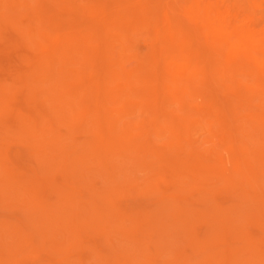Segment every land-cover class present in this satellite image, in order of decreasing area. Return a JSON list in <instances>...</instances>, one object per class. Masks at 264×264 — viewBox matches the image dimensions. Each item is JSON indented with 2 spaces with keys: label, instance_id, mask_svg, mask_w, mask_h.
<instances>
[{
  "label": "bare ground",
  "instance_id": "bare-ground-1",
  "mask_svg": "<svg viewBox=\"0 0 264 264\" xmlns=\"http://www.w3.org/2000/svg\"><path fill=\"white\" fill-rule=\"evenodd\" d=\"M263 4L264 0H0V27L8 24L11 26L9 29L14 28L15 33L18 31L19 34H23L26 39L25 46L30 48L33 53L30 57L21 58L28 63V69L25 72H21L18 76L14 72L17 76L16 81L22 84L23 93H21L25 94L26 101L31 104L30 112L20 113L17 110L18 113L15 116L17 117V114H20V116L17 118L13 117L14 121L12 122L15 123L12 124L16 126V129L18 128L17 131L14 128V130H10L7 127L2 130V128L6 125V118L9 119L6 114L12 108L11 96L16 93L17 89L19 90L18 87H21V84L19 83V86L18 84L14 85L16 83L6 84L7 82L11 83L12 80L10 79L12 78L9 81L7 80V82L4 80V84L3 82H1L2 84L0 83V194L4 193L8 196V199L10 197L11 200L17 201V204L29 210L30 219H34L32 221L33 224L31 223L32 227L28 228L19 227L18 225L11 227L10 225L12 224L9 225L8 223L9 226H5L6 223H3V228L6 227L8 232H4V229L1 228L8 235L6 234V238L0 235L4 240L2 241L1 239L0 241L5 243V239L7 241L9 235L12 239V241L10 239V245L8 246L7 244L8 249H5L8 261L11 264H14V260L11 259L12 255L9 257L11 251L13 250V254L14 251L20 248L24 249L26 246L24 241L27 238L29 239L34 232H37V235L39 234L38 237L40 239L38 240L40 242H38L41 243L40 246H43L48 241L54 243L49 245H52L54 250V253L50 252V254H56L57 256L56 263L75 264L72 263L74 258L70 257L73 258L71 260L68 257V253L66 255L65 252L69 251L70 254V248L75 249L78 242V245H81L80 240L82 241V237H87L85 233L88 232L89 234V232L93 231L99 235L102 234L109 242L112 236L109 235L111 233L115 234L112 232L115 229L120 232L122 239L127 241L131 239V242H133L132 246L129 245L130 247L126 245L132 257H136L138 261L142 262L141 264H154L152 251L146 246L153 235V231L150 230L151 228L144 226L142 224L143 220H141L148 218L142 217L140 224L128 223V219L134 218L122 209L116 199L117 195L131 184H129L130 177L126 175L128 172L123 170L125 167L127 168L128 163H131L129 168L133 165L130 169L134 168L133 171L138 170L139 167L142 169L144 165L148 168H154L156 173L154 169H150L151 172H154L157 176L159 174L160 179H163L165 183L174 175L180 176L178 183L181 182V177L183 179L184 177L186 178V185L184 184L180 191L182 194L164 193L163 195L160 194V199V195H156V198L159 196L158 199L161 202L162 200H169V203H171L169 205L171 212L168 211L170 217L168 218L169 215H165L167 219L173 220L174 225H171L176 228L177 226L175 225L182 226L176 230L178 234L175 236L182 235L183 241L182 238L180 241L184 245L179 242L180 247L174 249L177 250V252L175 251L177 255L175 254L174 259L171 260L172 264H174V261L175 264H212L213 257L208 255L209 248L207 245H210L211 249L214 248L219 253V246L222 242L226 243L227 237L230 235L234 239L244 241L241 246L245 244V246L234 252L232 250L233 253H231L235 257L232 256L234 263L232 261L230 264H253L254 262L255 264H264L262 248L261 251L258 243L250 233H244L245 228L242 227L244 224H241V222L245 223L249 219H264V138L262 141H260L261 139L257 140L259 133L263 134L264 132V110L263 112L257 111V114L245 113L246 115L248 114L245 116L249 123V133L240 129L242 123L239 119L240 117L236 114L238 111H235L236 108L243 107L239 106V103L243 102L241 97L243 89L241 90V88L244 86L239 87L243 79L240 78V81L238 78L243 77V75L239 73L241 76H236L238 79L233 76L238 74L235 70H237L238 66L239 69L241 66L243 67V63L250 62L255 63L256 66L259 65L262 69L256 74L253 73L254 76L252 74L249 75L255 78L258 85L257 89H255L256 92L261 90L264 93V10L262 8V10L258 9ZM0 32V36L3 37L2 31ZM125 57H129V59L131 57L133 62L131 63ZM124 58L127 59L126 66H123L125 65L123 63ZM135 61L137 66L134 64ZM128 62L129 64H127ZM87 63L93 66L90 71L87 70ZM129 65L135 68L129 67ZM257 67H254V69L256 70ZM246 68L248 67L246 66ZM183 70L187 73L182 77ZM229 70L234 73L227 78L226 75L230 73L227 72ZM187 74L188 76L185 79L184 77ZM221 74L226 79H231V84H222ZM222 79L224 82V77ZM117 81L119 82L117 83ZM181 82L182 84L179 86ZM227 82L225 81V83ZM245 84L247 83L245 82ZM177 85L178 90H176ZM219 85H222L223 88L225 87L227 92L234 94V96L231 93L228 94L229 97L226 99L224 97L225 101L229 100L231 96V101L235 96L241 97L238 107H236V102L233 100L234 105H236L235 109L230 101L232 104V108L231 104H229L230 112L232 109L235 110L231 113L233 115H229L226 111L227 109H225L226 104L225 106L222 104L225 101L221 96H227V94L222 93V89L220 91L222 95H218ZM182 86H186V89H184L186 93L191 94L194 92L196 95L200 94L193 97V93V99L191 98V100H198L196 97H200L199 100L201 102V98H204L206 105L205 103L202 104L201 110H197L198 106L197 108L195 106L197 112H200L198 114L197 112L193 113L194 110H190L191 108L187 110L185 107V100L184 104H181L182 107H178L180 105L178 103L183 100V97L181 100L176 97L179 101L173 100L174 102L178 101V111L181 108L182 114L185 112L184 118H186V122L187 120L188 122H194L195 119L193 120V118L195 116L193 117L192 115L197 116L195 121L197 123L194 122L193 127L195 126L194 124L198 125L199 114L201 119H198L200 120L199 122L203 120V116L204 119L206 117L207 120L206 124L204 121V126L206 127L207 123H209L208 129L206 127L208 130H206V133H208V138H206L208 141L209 139L213 141V138L218 137L219 141L216 143L218 148L215 149L212 146V149L201 148V150L195 147L196 145L192 142L195 139L191 140L189 137L192 131H190L191 133L189 132L190 135L188 134V137L184 138L182 133L184 125L183 123L179 125L180 123L176 122L177 119L167 118L164 120L162 129H158V125L157 127L155 126L156 128L153 126V123H156L157 119L159 120L166 97L169 96L170 98V95L174 97L177 94L176 92H183L179 89ZM259 86L263 88H258ZM229 88L231 91H229ZM254 88L250 89L251 92H255ZM244 89L247 88L245 87ZM183 93L185 94V92ZM216 94L218 97H216ZM244 94V99H247L246 91ZM134 96H139V101ZM185 96L187 94L184 95V98ZM131 97L133 98L131 99ZM251 97L247 99L249 102L254 99ZM260 97H263L262 93ZM219 98L221 99L220 101L223 100L224 102L220 103ZM133 99L137 100L138 103L143 101V103L140 102L144 104L142 107L139 103L142 112L156 113L157 116L151 120V123L149 119L148 122L143 118L135 123L134 118L136 117H131V111L134 107L138 108V104H133ZM255 100H257L256 97ZM258 101H252V103L254 102L256 105ZM190 102V105L194 103ZM244 103L246 106L245 101ZM131 105L135 106L130 107ZM173 105L176 106L174 103ZM26 106L28 105L26 104ZM256 108L258 110V106ZM261 108L264 109V106ZM241 110L243 111V109ZM241 110H239V113L242 112ZM158 114H160L159 117ZM230 116L238 117L236 119L232 117L234 121L239 122L240 120L238 127L232 124ZM149 117L151 116L149 115ZM241 119L243 120L244 117L242 116ZM181 121L183 122V120ZM168 122L169 124L167 125L166 123ZM136 124L139 125L137 131L135 130ZM188 124L191 123H187V126ZM201 126L199 125L198 127L200 128ZM190 127L192 126L190 125ZM198 127L195 126V129ZM63 128L66 131H62ZM189 128L188 130H191ZM79 132H89L93 137L90 138L86 135L83 136L85 140H82L81 136V140H79L80 138L76 136L79 135ZM166 132L168 133L166 134ZM168 134L169 137H167ZM163 136H166L167 141L158 145L159 143H156V139H160L159 137ZM16 137L17 139L18 137L20 138L19 141L27 139L33 146L31 148L34 149V152L32 151L33 149L31 152L33 156L34 153L36 155L34 159L38 165L36 163L35 165L39 169L32 168L29 164L30 168H32H29L31 174L20 173L19 170L17 172V169L14 171L4 161L7 154L4 141L8 138L15 139ZM201 139V142L205 141L202 137ZM248 141H252L250 143L253 144V147ZM58 147L61 150L64 149V153L60 154ZM209 159L210 161H208ZM49 161L51 163H47ZM228 162H230L228 165L224 164ZM233 164L234 169L232 172L230 169V173L224 170ZM28 166L26 167L25 165L26 168ZM136 167L138 168L136 169ZM58 170L61 173V177H59L61 180L57 179V176L55 178L54 175V172ZM145 170L149 169L145 168ZM91 173L102 176L101 179L104 180L106 189L101 190L104 187L100 188V186L98 188L97 182L94 181L96 179L95 176L94 180L92 179L93 181L91 178L88 179L91 177ZM136 173L135 175H137ZM85 174L90 176L85 177ZM231 174H237V177L234 178L235 175L232 177ZM76 175L82 177L83 181ZM170 176L172 177L170 178ZM176 176H174L175 180H177ZM157 178L159 179V177ZM56 179L60 181L56 182ZM150 179L148 183H150ZM141 180L143 181L144 179L141 178ZM174 181L171 182L173 186L177 183V181L176 183ZM157 184L153 183L152 186L160 190V185ZM209 185L211 186L209 187ZM224 189H228L233 193L236 192L233 198L239 197L236 202H231V205H228V201L225 200L227 202L226 205H228L226 207L222 205L223 199H221L222 202L220 201L222 204L215 200L218 194L222 197L221 192ZM47 190H51L53 194H56L57 198L55 197V201L50 202L52 199L48 198L50 196L52 198L54 195H50L51 192ZM153 190L155 192L156 188ZM42 191L48 192L49 197L47 198V193L45 194ZM193 191L201 192L202 197H205L204 200L206 199L208 203L206 209H192L191 206H183L185 203L181 204V202L187 201L189 196L192 201ZM186 203L189 205L188 201ZM145 205L142 206L145 208ZM197 207L199 206L197 205ZM199 219L209 220L210 222L209 228L207 227L208 234L211 237L210 242L204 243L205 241L199 242L195 240L196 235H194L195 230L193 231V229H195V222ZM223 219H233L231 221L233 223L228 221L230 222L229 225L231 224L228 226ZM87 220L92 221L88 224ZM244 220L246 221L243 222ZM159 221L162 223V217ZM200 221L202 222V220ZM46 223H50L51 229L53 227L59 230L60 233L57 232L59 233L57 235L55 233L57 230L52 232L53 230L45 229L43 226ZM2 229L0 234L3 233ZM142 229L143 234L140 235V238H136L139 235L138 231L140 230L141 234ZM180 229H182V232ZM93 232L89 235H92ZM204 234L208 235L207 233ZM206 236L205 239H208L209 237L207 238ZM172 240L169 241L172 242ZM175 240H173V243ZM162 241L164 240L162 239ZM23 243L25 244L24 246ZM48 243L46 244L47 246ZM12 244L16 245V247H13ZM169 244L171 245V243ZM65 245L69 248L66 249V247L64 249L63 246ZM161 245L158 246L161 247ZM224 245L226 246V244ZM28 246L27 249H32L31 253H33V250H38L36 246ZM84 246L82 245V247ZM92 246L91 250L93 248V252H90L91 250L89 252L95 254V249H98L95 246L98 245ZM167 247L163 246L164 250ZM4 248V246L0 247L3 252H5ZM163 248H159L161 249L160 251ZM27 249L24 250L27 252ZM81 249L80 247V252H82ZM187 249H191L192 252H198V256L201 255V258L198 257L197 259L198 263H189L187 260L189 258L186 253ZM174 250L170 252L172 253L171 256H174ZM211 252L209 251L210 254ZM28 253H25V256ZM40 253L42 254L43 252ZM220 253L219 255L223 252ZM18 254L20 256L19 251ZM13 255L17 256V253ZM72 255L76 256V254ZM99 255L102 256V259L103 257L105 258V255L98 253L95 260L96 258L100 259L98 258L100 257ZM78 257L76 256V258ZM38 258L41 257L39 256ZM214 258L218 259L215 256ZM2 260H4L3 257ZM112 260L114 261V258ZM134 260L137 262L136 259ZM8 261L6 260L4 264ZM79 261L82 263L80 259ZM218 261L221 262L219 259ZM19 262L17 261L15 264ZM98 262L95 264H98Z\"/></svg>",
  "mask_w": 264,
  "mask_h": 264
},
{
  "label": "rangeland",
  "instance_id": "rangeland-1",
  "mask_svg": "<svg viewBox=\"0 0 264 264\" xmlns=\"http://www.w3.org/2000/svg\"><path fill=\"white\" fill-rule=\"evenodd\" d=\"M115 1V0H114ZM116 1H120V0H116ZM114 3V2H113ZM115 4V3H114ZM116 4H118V3H116ZM264 5V4H263ZM263 5H261L260 7H258V9H260V10H264V6ZM259 6V5H258ZM262 8V9H261ZM199 25H201V24H199ZM203 25V24H202ZM4 26H5V28H4ZM203 27V26H202ZM6 28H8V29H6ZM9 28H11V26L10 25H8V24H4L3 26L1 25V27H0V31H2V35H3V37H1L0 36V83L1 82H3L4 80H5V82H7V80L9 81V79L10 78H12V79H10V80H12L11 81V83L10 82H7L6 84H12V83H16V84H14V85H17L18 84V86H19V83L21 84V82H17L16 81V77L21 73V72H25L27 69H28V63L25 61V60H23V59H21V58H23V57H25V56H27V57H30V55L32 56L33 55V53H32V50L30 49V48H27L25 45H26V39H25V37H24V35L23 34H19L18 33V31H16V33H15V29L14 28H12V29H9ZM19 35H18V34ZM0 34H1V32H0ZM23 35V36H22ZM22 37H23V39H22ZM19 38V39H18ZM19 41H20V43H19ZM25 41V42H24ZM22 44V45H21ZM13 45V46H12ZM19 45V46H18ZM3 57V58H2ZM125 58H127V57H125ZM124 58V59H125ZM123 59V63L125 64L126 62H127V59L129 60V61H131V57H130V59H129V57L127 58V59H125L124 60ZM132 59H134V58H132ZM125 61V62H124ZM133 61H131V63H132ZM175 63H176V61H174ZM173 62V63H174ZM244 62H246V61H244ZM130 63V64H131ZM174 63V64H175ZM89 64V65H88ZM127 64H129V62L127 63ZM135 65L137 64L136 63V61H135V63H134ZM134 64H132L133 66H135ZM244 64V65H243ZM241 63V65H243V67L241 66L240 67V69H239V66H238V68H237V70H235V72H237L238 74L240 73L241 75H243V77L239 74H236V75H233V73H231V71L229 70V71H227L228 73H226V74H228V75H226V77L227 78H229V76L231 77L232 75L234 76V77H236V76H241V77H238L239 79L241 78V79H243V80H245V81H243L242 80V82H240L241 84L242 83H244V84H240L239 85V87L241 86V87H243V88H241V90L243 89V91H242V95H241V97H242V103H239V100H240V102H241V97H238V96H235L234 97V101L236 102V105H234V102H233V100L231 101L230 100V98L232 97H230L229 98V100L227 99V101H229V102H227V101H225V99L227 98V97H229L228 96V94H230L231 93V95H233L234 96V94H232V92H227V89H226V91H225V89L222 87V85H219V93H218V95L220 96V95H222V94H220L221 92V90H222V93H225V94H227V96H221V98H223V100L226 102H224L223 100L222 101H220L221 99L219 98V101H220V103H222V102H224V103H222L224 106H225V104H226V106H225V109H227L226 111L229 113V115H233V114H231L233 111H235V110H231V112H230V109H229V107L231 106V108H232V104H233V107H234V109L236 108V107H238V103H239V106H243L242 108L240 107H238V108H236V111L235 112H237L236 114H238L237 116H239L240 118V120H241V125L243 126H239L240 127V129H242V131L243 130H245L244 132H246V133H249V123L247 122V118H246V116L248 115V114H250V113H255V114H257L258 112H259V110L261 111V112H263V108H261L262 106H264V100H262L261 101V99H264L263 97H264V93L263 92H261V90H257V92H256V90L255 89H257V84H256V81H255V78L254 77H252V76H254L253 75V73H255L256 74V72H259L262 68L259 66V65H257V66H259V67H257L256 66V64L255 63H250V62H248V63ZM254 65V67H257V69L255 70L254 69V67L252 68V66ZM87 70L88 71H90L92 68H93V66L90 64V63H87ZM123 66H126V64L125 65H123ZM131 65H129V67H130ZM133 66H131L132 68H135V67H133ZM137 66V65H136ZM246 66L249 68H246ZM251 66V67H250ZM91 67V68H90ZM129 67H127V68H129ZM245 67V68H244ZM131 68V69H132ZM244 69L243 71H242V69ZM21 69V70H20ZM24 69V70H23ZM126 69V68H125ZM245 69H247V70H245ZM255 70V72H254V70ZM130 70V69H129ZM241 70V71H240ZM250 70H252L251 72H250ZM14 72H15V74L17 75H15L14 74ZM19 72V73H18ZM183 74H182V77H183V75L184 74H186L185 72H184V70H183V72H182ZM232 74V75H231ZM249 74H252V76H250ZM12 75H15V76H12ZM224 75H225V73H224ZM223 74H221L220 75V77H224V79H225V81L227 82V83H225V81L223 82V79L222 78H220L221 80H222V84H224V85H229V84H231V82H232V80L230 81L229 79H226V77L224 76ZM245 75V76H244ZM249 75V76H248ZM187 76H188V74L187 75H185V79L187 78ZM182 77H181V79H182ZM14 78V79H13ZM219 78V77H218ZM237 78V77H236ZM237 78V79H238ZM245 78H247V79H245ZM251 78H252V80H251ZM241 79H240V81H241ZM184 80V79H183ZM254 81V82H253ZM5 82H3V84L5 83ZM119 81H117V83H118ZM184 82V81H183ZM245 82L247 83V84H245ZM229 83V84H228ZM254 85H253V84ZM2 84V83H1ZM113 84V83H112ZM180 84V85H179ZM178 85L179 86H181V84H182V82L181 83H179ZM256 84V85H255ZM114 85V84H113ZM178 85H177V87H176V90H178L177 88H178ZM248 85V86H247ZM252 85V86H251ZM21 87H18L19 88V90L17 89V91H16V93L14 94V95H12L11 97H12V110L10 109V110H8V112H7V117H9V119L8 118H6V125L5 126H3L4 128H2V130L3 129H5V127H7V128H9L10 130H14L15 129V131H17V129H16V126H14L13 124L15 123H13L12 121H14V118L16 117L15 115H16V113H18V111L20 112V113H26V112H30V105L31 104H29V102L28 101H26V99H25V94H22L23 92H22V84L20 85ZM183 87V86H182ZM179 88V89H181V91H183V92H185V94H187V96H185V98H187V99H185L184 98V93L183 92H176L177 94V96L176 95H174V97L172 96V95H170V98H169V96H167L166 97V100H165V105H163L162 106V110H161V112L162 113H160V114H158V117H159V115H160V117H161V119H160V117H159V120L157 119V121H156V123H153V126L155 127H157V125H158V129L159 128H163V126H164V120H166L167 118H174V119H177L176 120V122L179 124V125H181V123H183V128H182V133H183V137L185 138V137H188L189 135H190V131H192V133H191V136H189L190 138H191V140H194V141H192L193 143H194V145H196L195 147H197V148H199V149H212V148H218V146L216 145V143H217V141H219V139H218V137L217 138H213V141H212V139H209V141L207 140V135H208V133H206L208 130V125H209V123H207V125H206V127H207V129H206V127L204 126V121H205V124H206V117H205V119H204V116L202 115V113H201V115L203 116V122L201 121V122H199L201 119L199 118V116H200V114H199V116H198V119H200V120H198L197 119V121H198V125H196V124H194L196 127H198L199 125H202L199 129L201 130V132H200V130L198 129V128H196L195 129V126L193 127V123L196 121V115H192L194 118H193V120H194V122L192 121V122H188V120H187V122H186V118H184V115H185V112H183L184 114H182V112H181V108H179L180 110L178 111V107H182V105L184 104V103H186L185 104V107L187 108V110H189V108H191L190 110H194V112L193 113H195V112H197V110H199L200 109V107L202 106V104H204L205 103V105H206V100L204 99V98H201V102H200V97L198 98V97H196V99H198L199 100V105L197 104V102H198V100H191V98H192V96H193V93H191V94H189L188 92L186 93V91H184V89H186V86L185 87H183V88ZM247 88V89H244V88ZM255 87V88H254ZM111 88V87H110ZM251 88H254V90H255V92L253 91V92H251ZM258 88H263V87H258ZM183 89V90H182ZM248 89H249V91H248ZM251 89V90H250ZM229 91H231L230 90V88H229ZM246 91V97H248L247 99H249V97H253L254 99H250L251 100V102H249V100H247V99H244L245 98V94H244V92ZM264 91V90H263ZM22 92V93H21ZM227 92V93H226ZM251 92V93H250ZM259 92H261L262 93V95H263V97H260V95H261V93H259ZM183 93V94H182ZM248 93V94H247ZM171 94V93H170ZM180 94V95H179ZM198 94V93H197ZM255 94H256V96H255ZM258 94V95H257ZM260 94V95H259ZM22 95V96H21ZM179 95V96H178ZM182 95V96H181ZM200 94H198V95H196V93H194V96L193 97H195V96H199ZM218 95L216 94V97H218ZM250 95V96H249ZM172 96V97H171ZM189 96V97H188ZM202 96V95H201ZM256 97V99L257 100H255V97ZM259 96V97H258ZM10 97V98H11ZM14 97V98H13ZM21 97V98H20ZM136 97V98H135ZM176 97L177 98H179L180 100L182 99V97H183V100L182 101H179L178 99H176ZM224 97H225V99H224ZM251 97V98H252ZM133 97H131V99H132ZM134 98L135 99H137L138 101H139V96H134ZM172 98V99H171ZM235 98H239L238 100L237 99H235ZM258 98H259V101H258ZM23 99V100H22ZM140 99L141 100H143V98L142 97H140ZM170 99V100H169ZM173 99H176V100H178L179 101V103H178V105L180 104H182L181 106L179 105L178 107H177V102L178 101H175L174 102V100ZM193 99V98H192ZM202 99H204L203 101H202ZM134 100V99H133ZM137 100H134L133 101V104H138L137 106H138V108H136V107H134V109L132 108V111H131V117L133 118V117H136V118H134V121H135V123L138 121V120H140V119H145L146 121H148V119H149V121H150V123H151V120H153V118H155L157 115H156V113L155 112H150V113H148L147 111L146 112H142L141 111V108H140V105H141V107L144 105V104H141V103H143V101H140L139 103H140V105H139V103H138V101ZM173 102H172V101ZM184 100H185V102H184ZM247 100V101H246ZM16 101V102H15ZM169 101V102H168ZM188 101H189V104L187 105V103H188ZM190 101H192V102H196L195 104L193 103L192 105H190L191 104V102ZM230 101H231V103H230ZM244 101L246 102V106L248 105V107H246L245 106V103H244ZM252 101H254V102H256V101H258V103H262V105L260 106V104H256L255 105V103L253 102L252 103ZM28 102V103H27ZM172 102V103H171ZM180 102H182V103H180ZM184 102V103H183ZM173 103L176 105V106H174L173 105ZM228 103V104H227ZM252 103V105H250ZM10 104V105H11ZM26 104L28 105V106H26ZM170 104H172V105H170ZM229 104H231L230 106H229ZM254 104V105H253ZM24 105V106H23ZM168 105H170L169 107H168ZM19 106V107H18ZM112 106H115V105H112ZM116 106H117V104H116ZM115 106V108H117ZM120 106V105H119ZM132 106H135V105H131L130 107H132ZM171 106H173V107H171ZM195 106H196V108H197V106H198V108H197V110L195 109ZM236 106V107H235ZM253 106H258V110H257V108L256 107H254L253 108ZM129 107V108H130ZM165 107V108H164ZM176 107V108H175ZM194 107V108H193ZM245 107V108H244ZM17 108V109H16ZM22 108V109H21ZM13 109H14V111H15V113H14V111H13ZM136 109V110H135ZM139 109V110H138ZM171 109V110H170ZM238 109V110H237ZM241 109H243V111L241 110ZM247 109H248V111H247ZM18 110V111H17ZM131 110V109H130ZM134 110V111H133ZM166 110V111H165ZM196 110V111H195ZM201 110V109H200ZM239 110H241L242 112L241 113H239ZM256 110V111H255ZM140 111V112H139ZM173 111V112H172ZM178 111V112H177ZM184 111V110H183ZM246 111V112H245ZM258 111V112H257ZM165 114H164V113ZM167 112V113H166ZM170 112V113H169ZM174 112H176V113H174ZM180 112V113H179ZM200 112V111H199ZM199 112H197V114L199 113ZM142 113V114H141ZM149 114L151 117H149V115H147V114ZM155 113V114H154ZM178 113V114H177ZM191 113V112H190ZM245 113H248L247 115L245 114ZM14 114V115H13ZM141 114V115H140ZM153 114H154V116H153ZM18 116H20V114H17ZM133 115V116H132ZM138 115V116H137ZM179 116V117H177V116ZM183 115V116H182ZM246 115V116H245ZM17 116V117H18ZM170 116V117H169ZM191 116V117H192ZM201 116V117H202ZM236 116V115H235ZM242 116L244 117V119L242 120L241 118H242ZM14 117V118H13ZM16 117V118H17ZM208 117V116H207ZM232 117H234V116H230V118H232ZM236 118H238V117H234V119H236ZM13 119V120H12ZM190 119H192V118H190ZM189 119V120H190ZM234 119L232 118L231 120V122H232V124H234V125H236L237 127H238V125H240V120H239V122L238 121H234ZM181 120H183V122L181 121ZM238 120V119H237ZM148 121V122H149ZM160 121H162L161 123H160ZM191 121V120H190ZM245 121V122H244ZM170 122V121H169ZM169 122L168 123H166L167 125L169 124ZM208 122V121H207ZM9 123H11L9 126H8V124ZM13 123V124H12ZM187 123H191V124H188V126H187ZM195 123H197V122H195ZM199 123H201V124H199ZM246 124V125H248V126H246V125H244V124ZM161 124V125H160ZM137 125V124H136ZM135 125V126H136ZM190 125L192 126V127H190ZM233 125V126H234ZM138 126L139 125H137V127H135V130L137 131V129H139L138 128ZM246 126V127H245ZM11 127V128H10ZM155 127V128H156ZM191 128V130H188V128ZM236 127V128H237ZM14 128V129H13ZM186 128V129H185ZM189 128V129H190ZM195 130H194V129ZM203 130H202V129ZM207 130V131H206ZM62 131H66V129H62ZM197 131V132H196ZM185 132V133H184ZM190 132V133H189ZM196 132V133H195ZM199 132V133H198ZM10 133V132H9ZM8 133V134H9ZM14 133V132H13ZM84 133H85V135H84ZM168 132H166V134H167ZM79 135H76V136H78V138H80L79 140H81V136H82V140H85V139H83V136H88V137H90V138H92L93 136H92V134L90 133L89 134V132H79L78 133ZM91 135V136H89V135ZM165 134V135H166ZM186 134V136H184ZM189 134V135H188ZM193 134V135H192ZM195 134V135H194ZM202 135V136H200V135ZM260 134V135H259ZM258 135H259V137H258V139L257 138H255V139H257V140H260V141H262V139L264 138V136H263V134H264V132H263V134H261V133H259ZM198 135V136H197ZM257 135V136H258ZM263 136V137H262ZM87 137V138H88ZM166 136H163V137H159L160 139H156V143L158 142L159 144L158 145H160V144H162V143H165L167 140H166V138H165ZM167 137H169V134L167 135ZM201 137L203 138V140H205V141H203V142H201L202 141V139H201ZM207 137V138H206ZM262 137V138H261ZM86 138V137H85ZM86 138V139H87ZM193 138V139H192ZM17 139V137L15 138V139H13V138H8V139H6L4 142H5V149H6V151H7V154H6V157L4 158V161L6 162V164L7 165H9L14 171H16V169H17V172H18V170L20 171V173H28V174H31V170H29V168H30V165H31V167L33 168H37V169H39L38 168V166L36 167V165H38V163H36V161H35V159H34V156H36L35 155V153H34V156H33V153L31 152V150L33 149V148H31V147H33L32 146V144H30L29 142H28V140L26 139H23L24 140V142H22V141H19V137H18V139ZM89 139V138H88ZM162 139V140H161ZM167 139H169V138H167ZM218 139V140H217ZM164 140V141H163ZM25 141H27L26 143H25ZM160 141V142H159ZM163 141V142H162ZM197 142H200V143H197ZM208 142V143H207ZM212 144H210V143ZM251 143H252V141H250ZM249 141H248V143H250ZM27 143H29V144H27ZM197 143V144H196ZM202 143V144H201ZM205 143V144H204ZM250 143V145L253 147V144H251ZM199 144V145H198ZM214 144H215V146H217V147H215L214 146ZM28 145V146H27ZM31 145V146H30ZM202 146V147H198V146ZM206 145V146H205ZM204 146V147H203ZM213 146V147H212ZM30 149H29V148ZM205 147H207V148H205ZM212 147V148H211ZM59 149H60V147H58ZM62 148V147H61ZM64 148V147H63ZM201 149V150H202ZM33 152H34V149L32 150ZM58 151V150H57ZM60 152V154L61 153H64V149H60L59 150ZM29 152V153H28ZM58 153V152H57ZM8 157V158H7ZM20 157V158H19ZM28 157V158H27ZM8 161V163H7V161ZM49 160V159H48ZM30 161V162H29ZM47 161V160H46ZM53 161V160H52ZM208 161H210V159L208 160ZM35 163H36V165H35ZM47 163H51L50 161L49 162H47ZM230 162H228V163H224L225 165L227 164H229ZM30 164V165H29ZM45 164V163H44ZM131 163H128L127 164V168L125 167L123 170H124V172H128V173H126V175H127V177H130V181L132 180V182H130L129 181V179L127 178V177H125V179L127 180V181H129V184H130V186H131V188H130V186L129 185H127V186H129V187H126V189L125 190H123V192L122 193H120L119 195H117V202H119V204H120V206L122 207V209L127 213L128 212V215L130 214L134 219H128V223H133V224H135V223H141L142 221L141 220H143V222H142V224H144V226H146V227H149V228H151L150 230H152L153 231V235H152V237L150 238V241L148 240V242H147V244H146V246H148L149 248H150V250L152 251L151 253H152V255H153V261H154V264H172V261L171 260H173L174 259V257H175V254H176V252H177V250H174V249H177L178 247H180L179 245L180 244H182V245H184L183 244V236L182 235H179V236H175V235H177L178 234V231H176V230H178V228H181L180 227V225H175V226H177V228L176 227H173V220H171V219H167V215H169L168 214V211H170L171 209L169 208L170 206L169 205H171V203H169V200H162V202H161V200H159L160 198H161V195H163L164 193H166V194H173V193H180V194H182L180 191L182 190L181 188H182V186H184V184H185V181H186V178L184 177V179H183V177H181V182H179L178 183V181H180V176H176V175H174V176H176V179L177 180H175V177L173 176H170V180H168L166 183H165V181H163V179L161 180L160 178V176H159V174H158V176L157 175H155V173H156V170L154 169V168H152V167H147L146 165H144V167L142 166V169H141V167H136V169L138 168V170H139V172H138V170H136V171H133L134 170V168H132V170H130L131 169V167L133 166V165H131V167L129 168V165H130ZM25 165H26V167L28 166V168H26L25 167ZM50 165V164H49ZM49 165H46V166H49ZM15 166H16V168H15ZM43 167V166H42ZM231 167H232V169H231ZM19 168V169H18ZM32 168H30V169H32ZM49 168V167H48ZM145 168L146 169H149V170H145ZM226 168V167H225ZM50 169V168H49ZM127 171H126V170ZM155 170L154 172H151V170ZM229 169L231 170V172L233 171V169H234V164L232 165V166H228L226 169H224V170H226V172H228V173H230V171H229ZM43 170V169H42ZM52 170V169H51ZM144 170V171H143ZM82 171V170H81ZM133 171V172H132ZM147 171H149V172H147ZM137 172V173H136ZM51 173H53V172H51ZM55 173V174H54ZM53 174L55 175V178H56V176H57V179L59 178V177H61L60 175H61V173H60V171L58 170L57 172H54ZM57 173V174H56ZM59 173V174H58ZM135 173L138 175H135ZM139 173V174H138ZM145 173V174H144ZM149 173V174H148ZM154 173V174H153ZM84 174V173H83ZM92 175H91V177H89V176H87L88 175V173H87V175L85 176V177H89L88 179H90L91 178V180L93 179L94 180V178L96 177V179L94 180V181H96L97 183V186H98V188H99V186H100V188H102V187H104V188H102L101 190H104V189H106L105 188V185H104V180H102L101 178H102V176L100 175V174H96V173H91ZM129 174H131V175H129ZM80 175V174H79ZM79 175H76V177L78 176V178H81L82 179V177H79ZM98 175H99V177H98ZM146 175H148V176H146ZM234 175H235V177H234ZM81 176H82V173H81ZM95 176V177H94ZM119 176V175H118ZM117 176V177H118ZM159 177V179L157 178V177ZM231 176L232 177H234V178H236L237 177V174H231ZM121 177V176H120ZM152 177H154V178H152ZM156 177V178H155ZM141 178L142 179H144L143 181L141 180ZM151 178V179H150ZM178 178H179V180H178ZM56 179V182H59L60 180H57ZM81 179H79L80 181H81ZM87 179V180H88ZM118 179H119V177H118ZM121 179V178H120ZM134 179V180H133ZM148 179V180H147ZM149 179H150V183H148V181H149ZM152 179H155V180H152ZM172 179H174V180H172ZM92 180V181H93ZM138 182H137V181ZM158 180H160L159 182H157ZM174 181L175 183H176V181H177V183L175 184L174 182V184L176 185V187H175V185L173 186V184H171V182L172 181ZM187 180H189V178H187ZM82 181H83V179H82ZM151 181H153V182H151ZM171 181V182H170ZM183 181V182H182ZM143 182H144V184H143ZM170 182V183H169ZM149 185H148V184ZM153 183H158L157 185H160L159 186V188H160V190H158V188L157 187H155L154 186V188H153V186H152V184ZM183 183V184H182ZM168 184V185H167ZM178 184H180L179 186H177ZM101 185H104V186H101ZM133 185V186H132ZM186 185V184H185ZM211 185H215V184H211ZM211 185H209V187L211 186ZM152 186V187H151ZM171 186V187H170ZM134 187V188H133ZM150 187V188H149ZM165 187H166V189H165ZM168 187V188H167ZM175 187V188H174ZM178 187V188H177ZM205 187V186H204ZM156 188V190L158 191H156L155 190V192H154V190L153 189H155ZM198 188V187H197ZM200 189H202L201 187H199ZM135 189V190H134ZM150 189V190H149ZM171 189V190H170ZM166 192H165V191ZM168 190V191H167ZM48 191V190H47ZM43 193H47V198L49 197V193L48 192H51V194L50 195H54L52 198H51V196L48 198V199H52L50 202H52V201H55V197H56V194H53L52 193V191L51 190H49L48 192H44V191H42ZM145 192V193H144ZM194 192H195V194H194ZM231 191H229L228 189H224L222 192H221V195H222V197H220V194H218L216 197V201L218 202H220L221 201V199H223L221 202L223 203H221L223 206L225 205V207L226 206H228V205H231L230 203L232 202V203H234V202H236L237 200H238V196L236 197V198H233V197H235V195H236V192H231V194H229ZM137 193V194H136ZM225 193V194H224ZM3 194V195H2ZM2 194H0V231H1V229L3 228V225L6 223H8L9 225L10 224H12V225H10L11 227L13 226V225H18L19 227H32V224H33V222L32 221H34V219H30V217H29V210H27V209H25L24 207H22L21 205H19V204H17L16 202L17 201H15V200H11L10 199V197H9V199H8V196L6 195V194H4V193H2ZM148 194H150V195H148ZM152 194V195H151ZM157 194H161L160 195V197H159V199H158V197L156 198V195ZM202 193L201 192H199L198 193V191H193V195L194 196H192L191 197V199H192V201L190 200V196H189V198L187 199V201L189 202V205H188V203H186L187 201H184V202H181V204H183V203H185V204H183V206L184 205H186V207L188 206V207H192V209H200V210H204V209H206V207H208V203L206 202V199L204 200V196L202 197V195H201ZM224 194V195H223ZM229 194V195H228ZM235 194V195H234ZM133 195V196H132ZM144 195V196H143ZM230 195H234V196H230ZM149 196V197H148ZM200 196V197H199ZM127 197V198H126ZM154 197V198H153ZM197 197V198H196ZM227 197V198H226ZM54 198V199H53ZM57 198V197H56ZM120 198V199H119ZM134 198H136V199H134ZM150 198V199H149ZM199 198V199H198ZM195 199V200H194ZM127 200V201H126ZM151 200V201H150ZM203 200V201H202ZM228 201V205H226L227 204V202L226 201ZM233 200V201H232ZM150 201V202H149ZM199 201V202H198ZM226 203H225V202ZM12 202V203H11ZM147 204H146V203ZM146 205H145V204ZM159 205H158V204ZM199 203V204H198ZM151 204V205H150ZM173 204V203H172ZM130 205H133V206H130ZM142 205H145L146 207L144 208V206H142ZM165 205V206H164ZM193 205V206H192ZM194 205L196 206L195 208H194ZM197 205L199 206V207H197ZM158 206V207H157ZM162 206V207H161ZM204 206H205V208H204ZM134 207V208H133ZM168 207V208H167ZM128 208V209H127ZM146 208H148V209H146ZM134 209V210H133ZM156 210V211H155ZM166 211V212H165ZM152 212V213H151ZM171 212V211H170ZM27 214V215H26ZM156 214V215H155ZM164 214V215H163ZM161 215V216H160ZM166 215V216H165ZM144 216L146 217V218H148V219H141L142 217L144 218ZM165 216V217H164ZM158 217V218H157ZM162 217V223H160L161 221H159L160 220V218ZM170 217V215L168 216V218ZM139 218V219H138ZM141 219V220H140ZM157 220V221H156ZM166 220V221H165ZM171 220V221H170ZM200 220H202V222L200 221ZM204 220V221H203ZM223 220H225V223H226V225L228 224V226H230L229 225V223L231 222V221H233V219L231 220V219H223ZM19 221V222H18ZM92 220H87V222H88V224H90V222H91ZM134 221V222H133ZM139 221V222H138ZM148 221V222H147ZM168 221H170V222H168ZM197 221V220H196ZM228 221H230V222H228ZM246 220H244L243 222H245ZM5 222V223H4ZM209 222V220H205V219H199L197 222H195V229H193V231L195 230V234L194 235H196V238H195V240L197 241H199V242H203V241H205L204 243H207V242H210L211 240H210V234H208V229H207V227L209 228V226H210V222ZM4 223V224H3ZM27 223V224H26ZM32 223V224H31ZM35 223V222H34ZM168 223V224H167ZM231 223H233V222H231ZM246 223V224H245ZM245 223H242L241 222V224H244V226L242 225V227L243 228H245V232L244 233H250V235H252V237H253V239L258 243V245H259V247H260V250H261V248H262V252H263V254H264V226H263V223H264V219H249V221L247 220V222H245ZM5 224V226H9L8 224L6 225ZM150 224V225H149ZM171 224H173V225H171ZM197 224V225H196ZM203 224V225H202ZM206 224V225H205ZM151 225H153V226H151ZM171 225V226H170ZM199 225V226H198ZM209 225V226H208ZM4 226V227H5ZM203 226V227H202ZM2 227V228H1ZM43 227H45V229H50L52 232H54L55 230H57V229H54L53 227H52V229H51V226H50V223H46V224H44V226ZM172 227V228H171ZM159 228V229H158ZM164 228V229H163ZM4 229V232H8V229L5 227V228H3ZM3 229H2V232H3ZM156 229V230H155ZM183 229V228H182ZM182 229H180V231L182 230ZM116 230V231H115ZM115 230H113L112 232L113 233H115V234H110L109 236H111V239H109V242L105 239V237L102 235V234H97L96 232L94 233L93 231V234L92 235H89V234H91L92 232H89V234H88V232L87 233H85L86 234V236L87 237H85L84 235V237H82V241L80 240V244L81 245H78L79 244V242H78V244L76 245V248L74 249V248H70V254H69V251L67 252H65V254L66 253H68V257L70 258V257H73V258H70L71 260H72V263H75L76 264V262H77V264H82V263H84V264H92L93 262H94V264L95 263H97L98 261V264H141L142 262H140V261H138L137 260V258L136 257H132L131 256V253H130V251H129V248H127V246H129V245H131V244H133V242H131V239H130V241H127V240H125V239H122V235H120V232H118L117 231V229H115ZM175 230V231H174ZM206 230H207V232H206ZM244 230V229H243ZM260 230V231H259ZM140 231V230H139ZM138 231V237H136V238H140V235H142L143 233V229L141 230V234H140V232ZM156 231V232H155ZM2 233V234H0V235H2V236H5V238H6V234L8 235V233ZM57 232H59V230H57L55 233L58 235L59 233H57ZM160 232H161V234H160ZM174 232V233H173ZM182 232V231H181ZM198 232H199V234H198ZM37 232H34V233H32V236L28 239H26L25 241H24V243L26 244V246L24 247V249H27V247H29L28 245H31L32 247H34V246H36L37 247V249L38 250H33V253H31L32 251V249L30 250V248H28L27 250V252H29V253H31V254H26V256H25V253H27L24 249H21L20 247V249L19 250H17V251H14V253L16 254L17 253V256L16 255H13L12 254V251H11V254H9V257H10V255H12V260H14V264L18 261H20L18 264H49V263H51V264H58V263H56L55 261H56V254H50V252H52V253H54V250L52 249L53 248V246L52 245H49V244H52L53 242H47L48 243V246L50 247H48L46 244H44L43 246H40L41 245V243H39L40 241L38 240V239H40V237H38L39 236V234L37 235L36 234ZM54 233V234H55ZM119 233V234H118ZM174 234V236H173V234ZM180 233V232H179ZM204 233H207L208 235L206 236V234H204ZM4 234V235H3ZM96 234V235H95ZM166 234V235H165ZM168 234V235H167ZM181 234V233H180ZM37 235V236H36ZM88 235H89V237H88ZM98 235V236H97ZM102 235V236H101ZM136 235V236H137ZM165 235V236H164ZM171 235V236H170ZM198 235V236H197ZM254 235V236H253ZM258 235V236H257ZM2 236L0 237V240L2 239ZM33 236H36V237H33ZM97 236V237H96ZM155 236V237H154ZM167 236V237H166ZM204 236V237H203ZM205 236L208 238V239H205ZM8 237V236H7ZM142 237V236H141ZM166 237V238H165ZM172 237H174V238H172ZM176 237V238H175ZM178 237V238H177ZM4 238V237H3ZM32 238V239H31ZM35 238H36V240H35ZM83 238H84V241H83ZM87 238V239H86ZM97 238V239H96ZM122 240H121V239ZM181 238H182V241H180L181 240ZM198 238V239H197ZM205 239V240H203V239ZM10 235H9V237L7 238V241H6V239H5V243L4 242H1L0 241V247L1 246H4L5 248H4V250L7 248L8 249V246L10 245V242L12 241V239H11V241H10ZM34 239V240H33ZM154 239V240H153ZM160 239H161V241H160ZM162 239L164 240V241H162ZM171 239H173V240H175V239H177V240H175L174 241V243H173V240H172V242H170L169 240H171ZM179 239V240H178ZM227 242L226 243H223L222 242V244L219 246V253L221 252H223L221 255H219V253H217L216 251V249H214V248H212L211 249V246L210 245H207L208 246V248H209V251L211 252V254L209 253V251L207 252L208 253V255H210L211 257H213L212 258V264L214 263V264H230V262H232V263H234V260L232 259V256H234L232 253L235 251V250H237V249H239V248H241V247H243V246H245V244H243L242 246H241V244L242 243H244V241L242 242V240L240 241V240H237V239H234L231 235L230 236H228L227 237ZM62 240V239H61ZM90 240H91V242H90ZM115 240V241H114ZM125 240V241H124ZM236 241V243H235V241ZM2 241H4L3 239H2ZM28 241V242H27ZM39 241V242H38ZM94 241V242H93ZM96 241V242H95ZM106 241V242H105ZM124 243H123V242ZM169 242V243H171V245L168 243V245H166V243L167 242ZM30 242V243H29ZM34 242H35V244H34ZM85 242V243H84ZM92 243V244H94L93 246H92V244H90V243ZM119 242H121V243H119ZM129 242V243H128ZM131 242V243H130ZM161 242H163V243H161ZM165 242V243H164ZM179 242H180V244H179ZM23 243V246L25 245ZM103 243V244H102ZM113 243V244H112ZM162 244L161 245V247L163 248V246L164 247H167V248H165V250H164V248H163V250L162 251H160L161 249H159V248H161V247H159L158 245H160V244ZM178 243V244H177ZM229 243V244H228ZM232 243V244H231ZM7 244H8V246H7ZM28 244V245H27ZM54 244V243H53ZM88 244H90L92 247H94L95 245H98V246H95V248H97L98 247V249L96 250L95 248V254H97V255H95L94 253H90V252H93L92 250H93V248H92V250H91V246L90 245H88ZM110 244V245H109ZM115 244V245H114ZM119 244V245H118ZM151 244V245H150ZM152 244H153V247H152ZM224 244H226V246L224 245ZM13 245V247H16V245L14 246V244H12ZM82 245L84 246V247H82ZM121 245V246H120ZM127 245V246H126ZM173 245V246H172ZM174 245H176L175 247H174ZM47 246V247H46ZM82 248L81 249V251L82 252H80L79 250H80V247ZM89 248H87V247ZM103 246V247H102ZM132 246V245H131ZM170 246H172L171 248H170ZM224 246V248L222 249V247ZM234 246V248H232ZM31 247V248H32ZM41 247H44V248H41ZM67 247V248H66ZM78 247V248H77ZM124 247V248H123ZM130 247V246H129ZM177 247V248H176ZM10 248H11V246H10ZM49 249V250H51V251H48L47 249ZM63 248L65 249H68L69 247L67 246V245H65V246H63ZM183 248H184V246H183ZM182 248V249H183ZM12 249V248H11ZM18 249V248H17ZM78 249V250H77ZM85 249V250H84ZM99 249H101V250H99ZM159 249V250H158ZM174 250V252H173V254H174V256H171L172 255V253H170L171 251H173ZM222 249V250H221ZM42 250V251H41ZM91 250V251H90ZM123 250V251H122ZM125 250V251H124ZM154 250V251H153ZM230 250V251H229ZM232 250H233V252H232ZM2 251V252H1ZM18 251H19V253H20V256H19V254H18ZM21 251V252H20ZM24 251H25V253H24ZM75 251V252H74ZM90 251V252H89ZM158 251H160V252H158ZM168 252V254H167V252ZM176 251V252H175ZM214 251V252H213ZM40 252H43L42 254L40 253ZM78 252V253H77ZM162 252V253H161ZM232 252V253H231ZM3 255H2V254ZM5 253V254H4ZM38 253V254H37ZM76 254V256L78 257V255H80L78 258L82 261V263H80V261H79V259L78 258H76V256H74V255H72V254ZM82 253V254H81ZM98 253L99 254H101L102 253V255L104 256L105 255V258L103 257V259L101 258L102 256H100V257H98V258H100V259H97L96 258V260H97V262H96V260H95V257L96 256H98ZM165 253V255H163ZM186 253L188 254L187 256L190 258H188L187 260L189 261V263H194V262H197L198 260V257H200L201 255H197L198 254V252H192V250L191 249H187V251H186ZM217 253V254H216ZM7 254V251L5 250V252H3V250L2 249H0V255H2V256H0V264H4L5 263V261L7 260L8 261V255H6ZM33 254V255H32ZM40 254V255H39ZM78 254V255H77ZM106 254H108V255H106ZM213 254H216V255H213ZM224 254V255H223ZM232 254V255H231ZM21 255H24V256H21ZM28 255H29V257H28ZM31 255V256H30ZM41 257V258H38L39 256ZM67 255V254H66ZM155 255V256H154ZM163 255V256H162ZM177 255V254H176ZM196 255V256H195ZM6 256H7V258H6ZM14 256H15V258H14ZM117 256V257H116ZM214 256L215 257H217L219 260H221V262L220 261H218V259H216V258H214ZM219 256V257H218ZM230 256V257H229ZM2 257L4 258V260H5V258H6V260L4 261V260H2ZM44 258V260H42L43 258ZM84 257V258H83ZM116 257V258H115ZM125 257V258H124ZM235 257V256H234ZM233 257V258H234ZM26 258V259H25ZM46 258V259H45ZM114 258V261L112 260ZM119 258V259H118ZM130 258V259H129ZM139 258V257H138ZM167 258V259H166ZM201 258V257H200ZM199 258V259H200ZM19 259V260H18ZM38 259H40L38 262H37V260ZM54 259V260H53ZM111 259V260H110ZM116 259H118L117 261H116ZM128 259V260H127ZM134 259H136L137 260V262L134 260ZM142 259V258H141ZM214 259V260H213ZM227 259V260H226ZM232 259V260H231ZM1 260H2V263H1ZM32 260V261H31ZM93 262H92V261ZM101 260V261H100ZM112 261V262H109V261ZM161 260V261H160ZM231 260V261H230ZM54 261V262H53ZM115 261H116V263H115ZM120 261H122V262H120ZM126 261V262H125ZM135 261V262H134ZM166 261H168V262H166ZM227 261V262H226ZM9 262V261H8ZM6 263V264H11L10 262L9 263ZM26 262V263H25ZM92 262V263H91ZM105 262V263H104ZM108 262V263H107ZM131 262V263H130ZM224 262V263H223ZM226 262V263H225ZM198 263V262H197ZM144 264V263H143ZM174 264H175V261H174ZM253 264H255V262L253 263Z\"/></svg>",
  "mask_w": 264,
  "mask_h": 264
}]
</instances>
